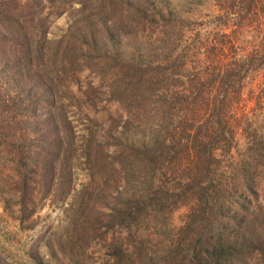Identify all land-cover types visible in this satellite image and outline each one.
<instances>
[{
	"label": "trees",
	"instance_id": "1",
	"mask_svg": "<svg viewBox=\"0 0 264 264\" xmlns=\"http://www.w3.org/2000/svg\"><path fill=\"white\" fill-rule=\"evenodd\" d=\"M125 1L115 15L88 21L90 36L123 19L136 38L146 36L142 43L130 55L79 49L68 60L48 54L51 0H0V173L13 190L28 188L16 216L31 218L66 160L71 190L72 160L83 157L90 182L72 224L102 234L112 264H264V217L254 222L264 199V114L256 123L243 94L259 76L249 95L263 107L264 0H210L217 11L204 33L181 13L205 0H134L132 19ZM238 31L250 33L248 46L235 40ZM92 63L99 82L87 78L74 92ZM101 99L117 104L109 123L76 134L71 105ZM181 205L184 223L156 249L151 232Z\"/></svg>",
	"mask_w": 264,
	"mask_h": 264
},
{
	"label": "rangeland",
	"instance_id": "2",
	"mask_svg": "<svg viewBox=\"0 0 264 264\" xmlns=\"http://www.w3.org/2000/svg\"><path fill=\"white\" fill-rule=\"evenodd\" d=\"M121 1L106 0L103 4L93 5L87 0L88 4L85 6L80 0H62L61 2L57 0L52 2L51 0L48 2L44 12L48 15L45 21L46 36L51 41V49L48 54H59L53 56L52 59L66 58L68 60L73 59L79 49H81L79 55L92 58L99 57L104 53L120 52L130 55L132 53L131 45L136 41L142 43V38L144 39L146 36L141 35L142 38H136L123 19L121 21L117 19L114 28L108 27L103 32H95L96 34L92 38L90 36L94 26H90L88 21L94 17L96 20H105V18L115 15L118 9L122 10L123 8ZM138 1L144 2L145 0ZM125 2V6L129 9L124 10L128 13L126 16L128 19H132L135 15L130 12L136 3L134 0ZM119 5L122 7L119 8ZM191 7L190 11L182 12L181 15L195 19L196 24L192 25V29L201 33L212 29L214 23L211 17L217 11L215 5L210 0H205ZM191 31L186 30L185 33L189 34ZM234 37L239 44L248 46L251 35L245 31H238ZM96 41L104 43V48L95 45ZM60 42L63 45L61 49L59 48ZM82 66L74 65L73 67L79 69ZM99 67L98 63L83 66V72L80 73L81 84L78 86L73 84V91L76 92L77 87L84 85L87 78L97 84L99 74L95 71L99 70ZM258 80L259 76L255 80H247L243 88L246 98L245 109L248 110L256 123H259L263 118L264 101L262 108H256L255 101L250 97L249 91L256 88ZM108 103L109 101L106 99H101L96 105L90 106L83 103L71 105L72 111H69V115L74 121L76 134L85 133L87 135L85 127L93 129L95 122L109 123L107 113L108 111L113 112L117 104L113 102L109 105ZM100 131L102 132V130ZM236 137V148L242 149L245 139L241 135ZM37 141L38 139H34L32 144ZM33 149L36 150L35 147ZM50 158L51 156L46 158V162ZM64 158L67 159L66 156ZM72 163V189L70 190L71 183L69 184L67 178L66 160L63 164V173L59 184H55L49 194L46 193L47 196L39 202L37 210L25 222L20 221L16 215L18 214L17 209L21 207V201H23V206L28 204L26 200L28 199L26 198L28 195L26 193L27 186L21 184L17 186L19 190H13L14 185H9V180L2 178L4 174L0 173V264H112L115 262V259L107 253L113 248L107 249L102 234L96 235L92 232L93 230L79 233V228H74L72 224L78 214L76 210L81 211L82 209L80 190L90 182L89 170L83 157L73 158ZM3 196H10L13 212L4 207ZM261 200H263L261 201L262 206L257 210L258 217H255L254 222L264 217V199L261 198ZM187 210V206L181 205L164 213L165 218L160 219L161 221L151 232L153 238L160 239L156 249L161 247V243L169 237L171 231H176L184 223ZM90 232L92 233L89 234Z\"/></svg>",
	"mask_w": 264,
	"mask_h": 264
}]
</instances>
